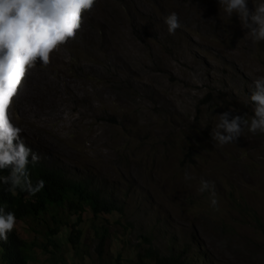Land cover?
Returning a JSON list of instances; mask_svg holds the SVG:
<instances>
[{"label": "rangeland", "instance_id": "rangeland-1", "mask_svg": "<svg viewBox=\"0 0 264 264\" xmlns=\"http://www.w3.org/2000/svg\"><path fill=\"white\" fill-rule=\"evenodd\" d=\"M171 12L181 24L174 34L165 23ZM81 20L47 65L26 68L7 116L42 164L90 183L123 215L81 224L77 255L65 248L66 231L57 253L36 247L51 217L72 220L65 207L16 221L20 238L34 242L31 263L61 254L73 264H116L118 255L132 264L147 237L161 255L189 264H264L256 225L264 226V133L245 128L225 145L210 135L229 109L251 121L264 41L219 0H95ZM201 179L214 183L216 207L210 191H199Z\"/></svg>", "mask_w": 264, "mask_h": 264}, {"label": "clouds", "instance_id": "clouds-1", "mask_svg": "<svg viewBox=\"0 0 264 264\" xmlns=\"http://www.w3.org/2000/svg\"><path fill=\"white\" fill-rule=\"evenodd\" d=\"M95 0H0V98L14 95L16 86L25 75L26 68L41 61L49 63L50 53L59 44L75 36L81 26V15L90 10ZM219 5L232 16L238 15L242 29L254 41H264V2L248 7V0H219ZM168 32L174 34L181 27L176 12L165 17ZM250 99L255 105L249 122L245 116L232 115V109L218 115V123L211 130V138L220 145L233 143L245 128L252 133H264V77L253 81ZM7 106H0V184L9 185V191L19 188L35 195L45 186L40 179L34 185L27 166L39 163V153L33 152L21 138L22 129L14 126L7 116ZM185 179H191L185 173ZM200 192H211V204L218 200L214 183L201 179ZM16 224L15 213L0 207V240L7 241Z\"/></svg>", "mask_w": 264, "mask_h": 264}, {"label": "trees", "instance_id": "trees-1", "mask_svg": "<svg viewBox=\"0 0 264 264\" xmlns=\"http://www.w3.org/2000/svg\"><path fill=\"white\" fill-rule=\"evenodd\" d=\"M30 179L35 185L40 179L45 181V186L35 195L21 191L19 188L9 191V185L0 184V207L5 211L15 213L16 221H23L28 218H40L52 207H65L72 220H60L51 217L52 225L49 226L43 235V242L36 246L42 253L52 254L58 252L61 245L58 243V236L66 231L63 237L65 248L77 255L80 241L83 237L81 224L94 223L103 216L123 215V208L113 199L104 197L100 191L84 180H77L67 177L61 170L45 166L41 162L27 166ZM8 175V171H0V176ZM105 221H107L105 219ZM254 221H259L255 216ZM256 225L264 229V226L257 222ZM98 235L99 252L102 250L108 231L106 222L101 224ZM145 245L142 253H137L132 264H189L182 254L171 253L167 256L161 255L151 244V239L141 237ZM35 253L34 242H26L18 235L15 228L8 235L7 241L0 240V264H32ZM48 264H73L69 257L68 263L58 257L45 258ZM74 262V260H73ZM120 263V256L116 258V264Z\"/></svg>", "mask_w": 264, "mask_h": 264}, {"label": "snow or ice", "instance_id": "snow-or-ice-1", "mask_svg": "<svg viewBox=\"0 0 264 264\" xmlns=\"http://www.w3.org/2000/svg\"><path fill=\"white\" fill-rule=\"evenodd\" d=\"M10 102L9 98H0V106L2 105H8Z\"/></svg>", "mask_w": 264, "mask_h": 264}]
</instances>
